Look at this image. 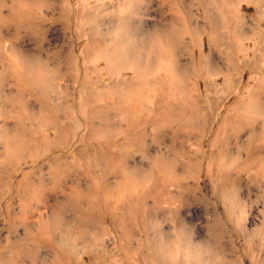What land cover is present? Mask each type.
Masks as SVG:
<instances>
[{
	"label": "rangeland",
	"instance_id": "374dc122",
	"mask_svg": "<svg viewBox=\"0 0 264 264\" xmlns=\"http://www.w3.org/2000/svg\"><path fill=\"white\" fill-rule=\"evenodd\" d=\"M129 1L131 6L127 0L1 1L0 264H264V85L256 76L264 73V29H257L254 43H211V69L242 73L229 84L211 77L222 89H212L211 96L223 98L211 100V125L208 110L201 109L206 114L198 122L205 130L184 133L182 141L153 142V153H171L175 144L183 171L142 174L167 187L137 190L138 197L150 193L145 202L152 211L135 229L119 227L110 214L78 220L70 213L77 191L94 201L97 192H106L91 185L97 176L110 185L115 175L86 174L87 188L78 190L73 183L81 174L69 171L94 163L96 149L107 148L97 140L96 124L97 96L101 102L104 95L106 106L116 80L106 72L107 44L120 48L108 62L128 65L130 59L143 67L155 56L157 34H174L178 19L186 33L183 67L190 70L199 57L196 66L208 68L202 59L207 38H199L200 54L189 43L192 24L203 32L197 8L203 0L197 7L193 0ZM98 48H104L103 58L96 57ZM235 51L236 61H224ZM190 117L182 119L185 127L194 121ZM103 197L113 202L111 195Z\"/></svg>",
	"mask_w": 264,
	"mask_h": 264
},
{
	"label": "crops",
	"instance_id": "0c3cea01",
	"mask_svg": "<svg viewBox=\"0 0 264 264\" xmlns=\"http://www.w3.org/2000/svg\"><path fill=\"white\" fill-rule=\"evenodd\" d=\"M196 2L200 1L193 0V7H197ZM244 7L248 10L244 11ZM197 8L203 15V32H200L199 25L192 24L191 32L194 40L189 43L197 44L194 54H200L199 38L200 36L202 39L207 38L209 51L206 55L203 52L202 59L207 62L208 68L200 70L199 66H196L199 63V57L193 60V67L190 70L183 67V44L186 33L183 21L178 19L173 28L174 34H168L163 30L157 34L159 46L155 49V56L151 58V61H144L143 67L137 66L135 62L132 66L130 59L128 65L108 62L110 57H112L110 60H113L114 56L119 55L120 48L118 43L107 44L106 52L109 59L106 61L105 68L109 76H113L116 80L111 86V97H108L106 106L104 95L101 102L100 95L97 96L96 118L97 140L102 141V145L107 148L96 149L93 154L94 163L71 165L69 171L81 174L76 176L77 181L73 183V188L78 190L87 188V186L84 187L83 182L89 177L86 174L115 175L110 185L104 183V176L95 178V182L91 185L100 190L105 188L106 192H97L94 201L84 200L85 194L77 191L69 209L71 214L76 215V219L101 220L105 218V215L110 214L111 219L117 221L119 227L135 229L138 221L152 211L145 202L150 193H141L138 197L137 190L167 187L165 181L152 180L151 176L146 177L142 174L183 171L182 167L178 168L175 161L178 156H182V152L178 151L175 144L171 153H153V142L182 141L186 132L199 134L205 130L204 127L200 128L198 118L201 114H206L208 110L207 115L210 120L208 124L211 125V100L216 103L223 98L211 96L212 89L216 92L221 89L211 84V77H223L227 80L222 82L229 84L234 75L242 73L231 67L211 69V43L232 45L252 40L254 43V39L256 40L259 36L257 32L264 29V1L262 3L261 0H203ZM201 49L205 50L204 44ZM104 52V48L101 51L98 48L96 57L103 58ZM237 57H239L237 51L230 52L224 57V61H235ZM256 76L261 78V82L263 81L264 73H256ZM200 78H205L206 82ZM224 87L226 90L230 85ZM261 92L263 91L258 92L259 98H261ZM202 108L206 110L201 113ZM184 110L187 116L194 113L191 117H195L193 120L197 119L188 123L190 125L186 128L182 123L185 116ZM166 112L167 115H165ZM176 112L182 116L175 114ZM171 120L172 123L175 120V127L174 124L169 123ZM141 157L144 159H135ZM152 157H154L153 161ZM167 157L173 158L174 161L168 164ZM107 195L113 198L110 204L105 203L103 199L100 201V197L105 198ZM154 207L157 210L160 209L158 204Z\"/></svg>",
	"mask_w": 264,
	"mask_h": 264
},
{
	"label": "bare ground",
	"instance_id": "6f19581e",
	"mask_svg": "<svg viewBox=\"0 0 264 264\" xmlns=\"http://www.w3.org/2000/svg\"><path fill=\"white\" fill-rule=\"evenodd\" d=\"M1 1L4 2L5 0H0V6H1V4L3 5V3H2ZM127 1H128V2H127V3H128V6H131L132 3H131V5H129V2H132V1H129V0H127ZM216 1H217V0H216ZM224 1H225V0H224ZM133 3H134V2H133ZM232 3L234 4V2H232ZM123 5H124V4H123ZM133 5H134V4H133ZM213 5H215L214 2H213ZM224 5H225V4H224ZM128 6H126V8H127ZM225 6H226V5H225ZM121 7H122V6H121ZM121 7H120V8H121ZM215 7H216V6H215ZM22 8H23V7H22ZM122 8H125V7L123 6ZM122 8H121V10H122ZM220 8H221V6H220ZM231 8H232V5H231ZM0 9H1V8H0ZM127 9H129V8H127ZM226 9H227V8H226ZM125 11H127V10H125ZM125 11H124V12H125ZM26 12H27V11H26ZM125 13H126V12H125ZM2 14H3V12H0V19H1V17H2L3 19H1V20H5V19H4L5 16L2 15ZM122 14H123V13H122ZM222 14H223V13H222ZM14 15H15V12H14ZM9 16H10V15H9ZM11 17H12V16H11ZM11 17H10V18H11ZM14 17H16V16H14ZM7 18H8V17H7ZM12 18H13V17H12ZM18 19H19V18H18ZM220 20H221V19H220ZM230 21H231V19H230ZM0 22H1V21H0ZM13 22L16 23V22H17V19H16V18H13ZM17 29H18V28H17ZM33 34H34V33H33ZM229 38H230V37H229ZM236 50H237V49H236ZM232 59H233V58H232ZM235 61H236V60H235ZM233 62H234V60H233ZM233 64H234V63H233ZM236 64H237V63H236ZM262 80H263V85H264V78H262ZM183 85H184V84H183ZM263 85H262V86H263ZM181 86H182V85H181ZM182 87H183V86H182ZM186 88H187V87H186ZM260 94H261V93H260ZM262 94H263V92H262ZM192 99H193V98H192ZM262 99H263V98H262ZM189 100H190V99H189ZM191 101H192V100H191ZM185 103H186V102H185ZM192 104H193V103H192ZM185 105H186V104H185ZM185 105H184V106H185ZM193 106H195V105H193ZM193 106H192V107H193ZM178 107H179V106H178ZM185 107H186V106H185ZM185 107H184V108H185ZM187 107H188V105H187ZM190 107H191V105H190ZM168 109H169V108H168ZM179 109H180V108H179ZM181 109H183V107H182ZM199 109H200V108H199ZM247 110H248V109H247ZM170 111H171V110H170ZM161 112H162V111H161ZM174 112H175V111H174ZM240 112H241V111H240ZM250 112H251V111H250ZM250 112L247 114L248 117H250V116L252 115ZM157 113H158V112H157ZM157 113H156V114H157ZM196 113H197V112H196ZM237 113H238V112H237ZM242 113H243V112H242ZM160 114H161V113H160ZM163 114H164V113H162V115H163ZM170 114H171V113H170ZM175 114H180V113H177V112H176ZM192 114H194V113H192ZM192 114H191V116H192ZM199 114H200V113H199ZM244 114H245V113H244ZM244 114H243V115H244ZM250 114H251V115H250ZM165 115H167V112H166ZM172 115H173V114H172ZM180 115H181V114H180ZM184 115H186V114H185V110H184ZM243 115H240L239 117H241V116H243ZM249 115H250V116H249ZM258 115H259V113H258ZM261 115H262V114H261ZM261 115H260V116H261ZM157 116H158V115H157ZM157 116H155V117H157ZM181 116H182V115H181ZM194 116H195V115H194ZM245 116H246V115H245ZM252 116H253V115H252ZM254 116H255V115H254ZM171 117H172V116H171ZM175 117H176V116H175ZM228 117H229V116H228ZM230 117H232V116L230 115ZM230 117H229V118H230ZM255 117H256V116H255ZM168 118H169V117H168ZM168 118H167V119H168ZM190 118H191V117H190ZM193 118H195V117H193ZM229 118H227V119H229ZM250 118H251V117H250ZM250 118H248V119H250ZM257 118H258V117H257ZM165 119H166V118H165ZM169 119H170V118H169ZM171 119H172V118H171ZM173 119H175V118H173ZM173 119H172V120H173ZM181 119H182V118H181ZM183 119L185 120L184 117H183ZM191 119H192V118H191ZM233 119H234V118H233ZM236 119H237V118H236ZM242 119H243V118L241 117V120H242ZM254 119H255V118H254ZM157 120H158V119H157ZM172 120H171V122H169L170 124H174V121H175V120L173 121V123H172ZM212 120H213V119H212ZM237 120H238V119H237ZM252 120H253V119H252ZM166 121H167V120H166ZM194 121H195V120H194ZM242 121H243L242 123H244V119H243ZM246 121H247V120H246ZM250 121H251V120H250ZM178 122H179V121H178ZM183 122H184V121H183ZM183 122H182V123H183ZM228 122H231V121L229 120ZM255 122L257 123V121H255ZM233 123H235V121H234ZM233 123H231V124H233ZM236 123H237V122H236ZM250 123H252V122H250ZM250 123H249V124H250ZM256 123H255V124H256ZM194 124H195V123H194ZM229 124H230V123H229ZM239 124H240V123H239ZM239 124H238V125H239ZM249 124H248V125H249ZM226 125H227V124H226ZM234 125H235V124H234ZM246 125H247V124H246ZM246 125H244V126H246ZM248 125H247V126H248ZM250 125L252 126L253 124H250ZM250 125H249V126H250ZM256 125H257V124H256ZM258 125H259V124H258ZM222 126H223V125H222ZM247 126H246V127H247ZM251 126H250V127H251ZM254 126H255V125H254ZM174 127H175V124H174ZM177 127H178V125H177ZM179 127H181V126H179ZM190 127H191V126H190ZM228 127H229V126H228ZM242 127H243V126H242ZM250 127H249V128H250ZM255 127L257 128V126H255ZM185 128H186V127H185ZM226 128H227V127H226ZM236 128H237V126H236ZM239 128H240V127H239ZM249 128H248V129H249ZM221 129H222V128H221ZM234 129H235V126H234ZM181 130H182V129H181ZM232 130H233V129L231 128V133H230V134H233V133H232ZM175 131H177V129H176ZM237 131H238V129H237ZM253 131H254V129H253ZM253 131H252V133H253ZM263 131H264V128H263ZM263 131H262V132H263ZM179 132H180V131H179ZM184 132H185V130H184ZM225 132H228V130L225 131ZM255 132H256V134L258 133V131H255ZM180 133H181V132H180ZM182 133H183V132H182ZM186 133H187V132H186ZM228 133H229V132H228ZM228 133H227V134H228ZM235 133H236V131H235ZM263 133H264V132H263ZM178 134H179V133H178ZM239 134H240V133H239ZM254 134H255V133H254ZM259 134H260V133H258V135H259ZM237 135H238V133H237ZM251 135H252V134H251ZM251 135H250V136H251ZM262 135H263V134H261V136H262ZM176 136H178V135H176ZM198 136H199V135H198ZM261 136H260V139L262 138ZM185 137H186V136H185ZM256 137H257V136H256ZM223 138H224V137H223ZM225 138H226V136H225ZM260 141H261V140H260ZM260 141H257L258 144L260 143ZM248 142H250V138H249V141H248ZM252 143H253V142H252ZM256 144H257V143H256ZM261 144H262V143H260V145H261ZM251 145H252V144H251ZM254 145H255V144H254ZM261 147H263V145H262V146H259V147L257 148V151L260 150ZM249 148H250V147H249ZM252 148H253V147H252ZM262 149H263V148H262ZM251 150H252V149H251ZM261 151H262V150H261ZM121 154H122V153H121ZM250 154H251V153H250ZM258 154H259V153H258ZM258 154H257V155H258ZM251 155H252V154H251ZM262 155H263V154H262ZM121 156H122V155H121ZM124 156H125V155H124ZM191 156H192V155H191ZM193 156H194V155H193ZM253 157H254V156H253ZM262 158H263V157H262ZM191 159H193V158H191ZM256 159H257V158H256ZM258 160H259V159H258ZM262 160H263V159H262ZM233 161L236 162L235 159H234ZM263 161H264V160H263ZM192 162H193V161H192ZM192 162L189 163V164H191V167H192ZM238 163H239V161H238ZM257 163H258V162H257ZM262 163H264V162H262ZM235 164H236V163H235ZM251 164H252V163H251ZM254 164H255V163H254ZM233 165H234V164H233ZM187 166L189 167L188 163H187ZM188 167H187V168H188ZM193 167H194V165H193ZM248 167H249V164H248ZM262 167H263V166H262ZM234 168H235V167H234ZM228 175H229V174H228ZM263 176H264V175H263ZM157 186H158V185H157ZM158 187H159V186H158ZM3 193H4V192H3ZM55 260H56V259H55Z\"/></svg>",
	"mask_w": 264,
	"mask_h": 264
}]
</instances>
